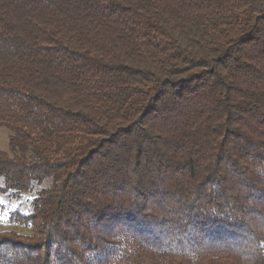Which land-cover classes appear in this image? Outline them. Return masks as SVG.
I'll list each match as a JSON object with an SVG mask.
<instances>
[{
  "label": "trees",
  "instance_id": "16d2710c",
  "mask_svg": "<svg viewBox=\"0 0 264 264\" xmlns=\"http://www.w3.org/2000/svg\"><path fill=\"white\" fill-rule=\"evenodd\" d=\"M0 264H264V0H0Z\"/></svg>",
  "mask_w": 264,
  "mask_h": 264
},
{
  "label": "rangeland",
  "instance_id": "374dc122",
  "mask_svg": "<svg viewBox=\"0 0 264 264\" xmlns=\"http://www.w3.org/2000/svg\"><path fill=\"white\" fill-rule=\"evenodd\" d=\"M0 150L9 151V131L0 128ZM2 185V180H0ZM37 192L32 194H22L19 198L9 197L5 193L0 192V233L3 231H18L29 233L30 229L13 223L11 217L14 212L18 211L23 214H29L32 211V203Z\"/></svg>",
  "mask_w": 264,
  "mask_h": 264
},
{
  "label": "snow or ice",
  "instance_id": "6c2138e0",
  "mask_svg": "<svg viewBox=\"0 0 264 264\" xmlns=\"http://www.w3.org/2000/svg\"><path fill=\"white\" fill-rule=\"evenodd\" d=\"M0 202H2V201H0ZM0 218H2V216H0Z\"/></svg>",
  "mask_w": 264,
  "mask_h": 264
}]
</instances>
